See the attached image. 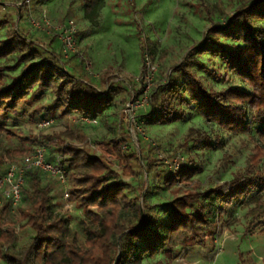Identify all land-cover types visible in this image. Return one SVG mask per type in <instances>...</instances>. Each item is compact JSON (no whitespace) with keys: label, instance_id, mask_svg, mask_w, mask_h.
<instances>
[{"label":"trees","instance_id":"16d2710c","mask_svg":"<svg viewBox=\"0 0 264 264\" xmlns=\"http://www.w3.org/2000/svg\"><path fill=\"white\" fill-rule=\"evenodd\" d=\"M81 2L85 19L94 22L103 0ZM6 24L0 21V30ZM208 36L194 52L219 58L244 88L208 90L192 72L180 66L176 69L179 78L169 77L166 84L154 89L149 104L137 118L153 125H167L182 121L185 110L191 109L221 132L254 140L253 153L244 169L234 173L230 180L205 192L185 191L175 196L166 206L164 222L156 221L148 213L149 204L143 198V224L128 228L121 222L122 212L133 204L124 192L128 185L121 181L106 184L113 174L109 159L123 165L124 171L129 170L130 161L137 159V151L128 136L108 143L99 142L97 146L102 155L96 156L87 148L66 144L59 135L29 139L15 134L10 127L24 115L29 100L47 91L53 96V105L42 113L46 116L57 110L60 118L70 115L96 118L110 104L108 95L99 93L84 79L69 75L61 54L39 47L18 29L6 34L0 41V61L14 57L15 63L11 67H0V138H15L19 142L15 150L6 154L9 157L24 155L23 146L29 144L45 147L47 160L59 159L65 167L66 179L71 182L69 198L86 220L82 229L84 238L79 240L75 232H70L67 222L53 216L49 210V189L43 185L49 176L35 169L28 170L20 204L27 202L29 207L21 211L26 222L19 230L30 231L33 237L21 254L7 259V264H141L144 257L153 258L158 254L171 261L175 247L204 245L212 240L209 228L221 220L235 202L250 198L254 205L252 218L264 214L261 199L252 196L264 190V168L259 169L264 158V0H252L228 18L225 26L209 29ZM37 52L44 57L33 62ZM146 52L147 49L141 47L142 61ZM19 67L18 74L6 83V72ZM202 70L209 77L220 79L216 72L205 67ZM107 92H111V87ZM218 140L216 137L215 141ZM137 142L148 173L151 164L144 155L142 138L137 136ZM188 142L192 147L209 149L213 146L208 134L195 129H189ZM123 147L127 152L122 151ZM188 162L179 165L176 174L166 171L162 175L165 188L186 183L200 172L192 160ZM4 170L5 162L0 156V175ZM136 190L148 193L145 184L137 186ZM6 209V206L0 209V252L16 238L14 228L1 229ZM140 212L137 207L138 218ZM258 234L264 239V224Z\"/></svg>","mask_w":264,"mask_h":264},{"label":"rangeland","instance_id":"374dc122","mask_svg":"<svg viewBox=\"0 0 264 264\" xmlns=\"http://www.w3.org/2000/svg\"><path fill=\"white\" fill-rule=\"evenodd\" d=\"M29 1V3H27ZM252 0H103L102 8L94 22L85 19L81 0H0V21L6 26L0 30V41L6 34L17 30L39 47L61 54L63 67L71 76L80 77L93 89L107 94L110 104L103 113L94 118V126L80 125L77 115L59 117L55 110L44 115L43 110L53 105V96L44 92L31 99L20 115L18 122L10 126L15 134L25 138L59 135L66 144L87 148L92 154L101 156L99 142L108 143L112 139L128 136L136 151L137 159L129 162L128 171L123 165L109 159L113 172L107 185L123 182L128 185L124 192L132 201L129 210L122 212L121 222L128 228L143 224V198L149 204L148 213L158 222L165 221L168 203L185 191L205 192L217 184L230 180L231 176L245 167L252 155L254 140L244 136H232L219 131L212 124L204 122L193 110H185L182 121L165 125H153L139 121L141 111L149 104L150 94L169 77L179 78L176 69L184 66L193 73L208 90L219 91L227 88H244L240 80L225 69L219 58H211L209 53L199 55L194 50L201 47L209 38L208 31L214 26H225L228 18ZM32 20L50 28L38 30ZM68 20L76 24L74 54L65 56L62 44L53 27ZM141 47L147 49L146 55L157 67L149 85L143 81V61ZM44 55L41 52L33 58L38 62ZM15 58L0 61L1 66H12ZM88 65L90 70L86 69ZM216 72L219 80L209 77L205 71ZM19 68L6 72V83L17 75ZM223 77L227 80L224 81ZM148 86V88H147ZM111 87V92L107 90ZM43 119L52 120V125L40 129ZM189 129L204 132L211 138L212 148L192 147L188 142ZM137 136L144 144V155L151 164L145 172L141 160ZM218 137V142L215 141ZM218 143V145L216 144ZM258 144V143H257ZM19 142L15 138H0V156L5 169L14 163L19 165L24 155L32 152L38 145H24V155L7 156V151L15 150ZM259 145V144H258ZM125 153L127 150L122 148ZM179 165L189 164L200 169L188 182L165 188L162 175L169 172L174 160ZM156 160H162L157 162ZM264 168V158L259 169ZM148 188L145 195L136 190ZM43 185L49 189L50 212L53 216L67 222L70 232H75L83 240L85 217L69 198L71 182L57 183L47 177ZM30 190V187H27ZM68 195V198L64 194ZM258 196L264 204V190ZM7 207L2 217L1 229L12 227L16 238L10 246L0 252V264L19 255L25 249L33 234L22 232L26 220L21 211L28 210V203L22 202L12 208L0 193V209ZM142 211L138 218L136 208ZM253 203L250 198L235 202L223 218L209 228L213 235L204 245L175 247L174 258L166 260L161 254L153 258L144 257L141 264H264V239L258 234L264 224V214L252 218ZM141 213V212H140Z\"/></svg>","mask_w":264,"mask_h":264},{"label":"built area","instance_id":"2783aa9c","mask_svg":"<svg viewBox=\"0 0 264 264\" xmlns=\"http://www.w3.org/2000/svg\"><path fill=\"white\" fill-rule=\"evenodd\" d=\"M29 3V1H27ZM32 26L38 30H45L46 33H49V27L39 25V23L32 20ZM54 32L56 33L59 41L62 44L63 53L65 56L69 54H74L75 50V35H76V24L72 20H68L62 25H56L53 27ZM86 69L88 65H85ZM143 71L142 78L147 85L153 79L157 71V67L152 63L148 55H144L143 58ZM148 88V86H147ZM79 122L85 126H94L96 120L89 117H79ZM52 125V120L43 119L39 122L38 127L40 129L48 128ZM169 170L172 174H176L179 168V161L176 159L169 165ZM38 170L50 178L54 179L57 183L65 185L66 184V171L65 167L60 163L59 159H56L54 162H49L47 160V150L43 146L34 148L31 153L23 156L21 163L10 164L0 175V193L1 195L8 200L12 208L17 207L21 202V189L24 185V177L28 170ZM64 196L68 198V195L65 193Z\"/></svg>","mask_w":264,"mask_h":264},{"label":"water","instance_id":"95a60500","mask_svg":"<svg viewBox=\"0 0 264 264\" xmlns=\"http://www.w3.org/2000/svg\"><path fill=\"white\" fill-rule=\"evenodd\" d=\"M141 214H142V211H141Z\"/></svg>","mask_w":264,"mask_h":264}]
</instances>
